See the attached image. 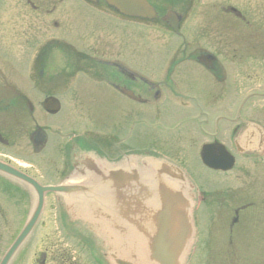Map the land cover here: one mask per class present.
<instances>
[{"label":"flooded vegetation","instance_id":"1","mask_svg":"<svg viewBox=\"0 0 264 264\" xmlns=\"http://www.w3.org/2000/svg\"><path fill=\"white\" fill-rule=\"evenodd\" d=\"M83 0H0V20H4L6 18L2 17V15H6L9 19L7 23L10 21V18H15L16 15L19 21L18 25L20 27L15 29H7L10 33H15L16 35L23 34V36H30V30H34L38 35L47 32L52 27H59L62 25L64 19L61 15H69L67 20L72 22L76 14L78 13L80 16L82 15ZM242 3V9L240 13H238L235 9L231 8L229 5H225L222 8V25L216 26V21L212 17L208 20L209 25H207V30L209 31L210 38H208V43H196L192 45V49L195 51H204V49L200 48V46H209L211 49L216 50L215 48L219 47L223 52L218 51L219 56L223 58V66L220 67L216 65L214 69L218 73H224V82L228 80L229 82L237 83L240 82L242 74L246 72L247 67L254 68L255 77L258 81H264V12L262 3L259 0H240ZM2 10V11H1ZM214 11V10H213ZM232 17L234 22H232ZM28 20H31L29 22ZM201 25V29H205L203 26L202 19L198 20ZM236 25L232 27L233 24ZM17 25V20H16ZM216 30L222 31V34L216 33ZM36 35L35 33H31ZM217 41V43H215ZM212 42V43H211ZM71 45V44H69ZM6 46V45H5ZM11 48H16L17 44L10 45ZM23 46H29V44H23ZM33 46V45H32ZM39 44H36L35 51H38ZM1 51V48H0ZM248 63H247V58ZM14 66L10 64V61L7 62L2 59L0 56V94H6L4 92V84L9 81V85H12L16 81V76H14L12 71H14ZM214 71H212L213 73ZM213 78V77H212ZM215 79H219L220 76H215ZM113 83V81L109 80ZM111 84V83H110ZM138 85L131 82H122L119 84L120 87H125L129 90H133L137 95L141 96L146 94L150 89L141 83H137ZM10 90V94L16 95L18 92L16 87H12ZM235 93H239L236 91ZM221 120H225L223 122H229L228 124L223 123L222 126H229L230 122L233 120L225 119V117L217 119V125L221 122ZM238 127L233 128V130L240 129L241 118L239 117ZM0 141L9 147H14L16 150L19 142L18 131L15 130L14 136L11 134H5L3 131H0ZM36 136V135H35ZM34 141V139H33ZM261 140V144H262ZM0 142V143H1ZM35 143V141H34ZM238 150L237 143H233ZM5 151L4 149H2ZM5 156V155H2ZM27 162H23V157L21 155H15L14 157H10L9 161H5L12 165L13 167H17L21 172L29 176L30 178L38 181L37 179V171L32 170L35 166L30 157ZM101 158V157H99ZM106 158H108L106 156ZM237 158V157H236ZM60 164L57 165V171L55 175L58 182L54 184H58L62 179L68 178L70 169L74 172L73 176H81L87 173V170H91L92 172H99L100 169L94 167L92 161L87 156L76 157L74 156L72 159L68 155H64L60 157ZM70 159L72 160L70 162ZM74 160V161H73ZM110 162L113 160L109 159ZM22 163L26 164L27 169H21L20 165ZM102 165L109 167L110 169L114 166L106 165L104 162H101ZM263 163L261 162L257 174L256 181L257 186L260 191H264V170ZM260 169V170H259ZM36 172V173H35ZM112 172V169H111ZM72 174V173H71ZM100 180L102 178H98L95 175L92 177H88L82 180L81 183L90 186L89 191L90 194H96L99 190L97 188L98 185H107L110 183L109 178L107 176L103 177L104 183H101ZM7 185V187H6ZM23 185H26L23 186ZM0 227H5L8 222H14L10 225H16L17 223H21L22 212H28V209L32 207V199H33V190L30 186L24 183L21 180H16L10 177H7L3 174H0ZM264 193V192H263ZM47 197V196H46ZM54 197L49 198L48 202L51 203L52 206L56 205L55 195ZM70 198L79 206H83V208H97L94 205V198L88 199L86 196H81L79 194L71 195ZM47 201V199H46ZM109 203L113 204V198H109ZM261 202V199H260ZM98 205V204H96ZM70 210L69 205H65ZM111 214H119L118 206L110 209ZM8 218H12L8 220ZM133 224L134 220H131ZM115 222L106 221L105 225L113 226ZM3 237H0V242H2ZM126 246L134 247L135 241L132 237H126ZM85 247V245H83Z\"/></svg>","mask_w":264,"mask_h":264},{"label":"rangeland","instance_id":"2","mask_svg":"<svg viewBox=\"0 0 264 264\" xmlns=\"http://www.w3.org/2000/svg\"><path fill=\"white\" fill-rule=\"evenodd\" d=\"M91 7L87 6V9H90ZM93 9L95 8H103L102 6H93ZM94 25V23H92ZM124 28H126V33L128 34V42L125 45L124 48L128 49V52L125 57V63L129 65L132 69L143 72L144 66H156L159 63V60L154 58L151 54V52L148 50L147 46L152 44L153 46H157L158 48L161 47L164 44H169L171 40L167 36H162V34L155 32H151L152 39H149V43L146 37V31L147 26L144 23L132 21L128 25H124ZM91 53V52H89ZM91 54H96L95 52ZM20 71H23V67H20ZM24 81V80H21ZM24 83V82H23ZM22 83V84H23ZM27 85L26 91L29 90V85ZM63 86V84H60ZM201 85H203L201 83ZM79 92L81 95V99H79V103H81V106L84 107V111L89 114L90 116L94 117L96 119V122L98 124L106 125V124H112L118 126V124L121 121L122 116L117 115L115 113V107L114 105L109 101L108 95L101 94L95 87H93L91 84L87 82L81 83V85L78 87ZM195 91H202L201 87L198 85H194ZM250 89V87L247 88V91ZM206 92V91H202ZM31 98L30 101L33 102L34 109H35V118L37 120V123L41 126L47 125V126H53L57 125L58 127H53L52 130H56L60 128L61 126L64 127V131L68 128L66 125H70V128L77 129L78 131L85 128V125H88L87 121L82 117L81 114H77L78 112L75 111L76 108L74 103L70 101L69 99H72L71 95L67 96L63 99L64 102V113L62 115H58L57 117L49 116L46 113H43L40 109V102L42 101V95H30ZM256 101L255 99H253ZM256 102H252L250 110H248L247 119L250 121H257L256 112L254 113L253 108L255 107ZM74 107V108H73ZM140 113H146V109H141ZM151 113H149L150 117ZM64 120V124H61ZM125 124H127L128 130L130 133L134 134V137L137 140H147L148 136H146L144 127H147V125H140L137 118L131 117L127 121H124ZM66 124V125H65ZM61 125V126H59ZM248 128L253 129V127L250 125ZM51 130V131H52ZM47 132L49 137L53 136L54 141L50 142V146L54 147L56 146V134L55 132ZM68 134V133H67ZM69 135V134H68ZM68 135L65 136V138L68 137ZM144 137H141L143 136ZM196 135V134H194ZM197 136V135H196ZM144 143V142H137ZM197 154V151H194V155ZM193 161H189L187 165L190 167L192 166ZM188 176L192 178L194 181H192L198 188H201V178H210V180H216L217 177L213 174H211L208 170L201 167L198 164V161L195 162V164L192 166V169L188 170ZM201 177V178H200ZM214 182V181H213ZM219 187L224 186V180H216L215 181ZM209 183H211L213 186L217 187L215 183L205 181V187L208 189ZM234 187H237V184L234 183ZM200 207V205H199ZM200 209V208H199ZM247 218H246V224L244 227H241L236 233V247L238 251L243 252V255L247 257H256L255 253H261L264 257V212L261 214H257L255 211L250 210L247 212ZM54 215V214H52ZM206 213L204 210H200V219H206L204 216ZM49 217L47 216V219ZM50 225V223H48ZM52 227H49L48 230L50 231ZM204 229V232H206V228L202 226ZM245 228V230H244ZM47 232H40L39 231V247H38V254L41 253V248H45L46 244L48 242V234ZM42 240V241H41ZM33 250V247L30 249V252ZM36 250V252H37ZM217 253H219V257L221 255L220 250L216 249ZM35 253V250H34ZM260 257V256H258ZM29 264H34V258L32 256V253L29 255Z\"/></svg>","mask_w":264,"mask_h":264},{"label":"water","instance_id":"3","mask_svg":"<svg viewBox=\"0 0 264 264\" xmlns=\"http://www.w3.org/2000/svg\"><path fill=\"white\" fill-rule=\"evenodd\" d=\"M89 1L97 2L98 0H89ZM105 1L109 5L115 7L122 14L149 18V19L155 18V13L153 9L147 4L145 0H105ZM51 105L53 106L52 112L58 110L57 104L53 102V100L47 102V106H51ZM35 218L32 219L29 225L24 229V231L17 239L15 244L12 246V248L9 250L8 254L6 255V257L4 258L1 264H8L10 258L14 255V253L17 251L19 246L22 244L23 240L31 232L33 225L35 223Z\"/></svg>","mask_w":264,"mask_h":264}]
</instances>
